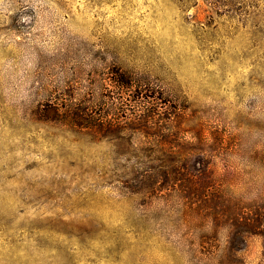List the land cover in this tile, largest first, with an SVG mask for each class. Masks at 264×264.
<instances>
[{"label": "rangeland", "instance_id": "obj_1", "mask_svg": "<svg viewBox=\"0 0 264 264\" xmlns=\"http://www.w3.org/2000/svg\"><path fill=\"white\" fill-rule=\"evenodd\" d=\"M258 199L264 0H0V264H264Z\"/></svg>", "mask_w": 264, "mask_h": 264}, {"label": "trees", "instance_id": "obj_2", "mask_svg": "<svg viewBox=\"0 0 264 264\" xmlns=\"http://www.w3.org/2000/svg\"><path fill=\"white\" fill-rule=\"evenodd\" d=\"M118 81L121 86L127 87V82L122 79ZM145 98L152 100L149 96ZM252 236L261 239L264 249V199L251 200L231 214L228 224V250L240 251L246 240Z\"/></svg>", "mask_w": 264, "mask_h": 264}]
</instances>
